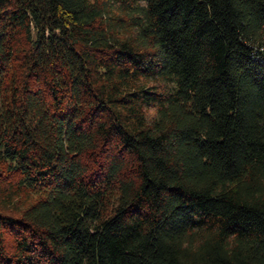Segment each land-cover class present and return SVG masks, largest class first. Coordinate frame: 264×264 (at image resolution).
Segmentation results:
<instances>
[{"label":"trees","instance_id":"1","mask_svg":"<svg viewBox=\"0 0 264 264\" xmlns=\"http://www.w3.org/2000/svg\"><path fill=\"white\" fill-rule=\"evenodd\" d=\"M0 264H264V0H0Z\"/></svg>","mask_w":264,"mask_h":264}]
</instances>
